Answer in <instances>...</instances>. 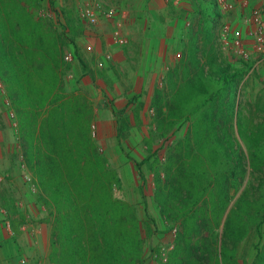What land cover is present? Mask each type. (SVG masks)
I'll list each match as a JSON object with an SVG mask.
<instances>
[{"label": "trees", "instance_id": "1", "mask_svg": "<svg viewBox=\"0 0 264 264\" xmlns=\"http://www.w3.org/2000/svg\"><path fill=\"white\" fill-rule=\"evenodd\" d=\"M35 1L38 0H0V75L7 83L21 129L26 123V113L19 112L17 105L26 110L24 99L40 101L45 108L48 100L64 102L65 98L62 94L65 60L60 47L48 39L44 23L32 11L31 4ZM214 2L217 5V0H201L193 9L201 15L203 25L198 30H189V45L181 64L169 73L170 93H159L154 99L156 131L151 133L148 155L143 160L134 158L126 148L125 126L118 120V142L135 163L142 179V196L145 198L147 180L144 165L151 163L156 173V198L161 214L167 222L181 223L182 230L166 264H196L202 250L200 245L209 255L210 264H238V245L252 226L260 233L264 223V185L256 201L242 194L231 208V192L240 190L243 168L222 118L227 114L230 120L231 114L237 115V79L250 72L255 61L243 58L238 68L231 71L219 59L213 41L214 19L219 14L213 8ZM50 4L54 8L55 0H50ZM199 39L203 40V47L198 44ZM37 53L42 60L39 64ZM75 55L88 70L78 46ZM37 77L46 81L44 85L36 81ZM165 108L168 110L164 111ZM182 121L191 122V128L180 145L181 150L178 149V157L162 161L158 154L164 144L159 147L155 144L161 137L169 140ZM248 130L244 125L239 128L251 157L264 159L261 131ZM26 153L35 176L33 182L36 185L37 179L43 190L40 198L55 209L53 255L58 251L57 242L64 249V260H55V264L144 261L140 220L133 210H128V203L115 195V186L121 185V178L106 165V158L90 134L85 113L64 103L53 107L29 135ZM4 205L8 208L7 202ZM146 213L152 233L155 219L148 209ZM221 228L225 239L219 242ZM262 255L264 259V252Z\"/></svg>", "mask_w": 264, "mask_h": 264}, {"label": "rangeland", "instance_id": "2", "mask_svg": "<svg viewBox=\"0 0 264 264\" xmlns=\"http://www.w3.org/2000/svg\"><path fill=\"white\" fill-rule=\"evenodd\" d=\"M149 1L154 12L150 10ZM199 1L95 0L99 9H116L115 17H103L96 25L82 15L87 0H55L54 8L50 0H38L31 4L36 17L44 23L48 39L60 47L64 57L67 68L63 74L62 94L65 98L62 100L64 102L55 103L50 99L45 108L40 106V101L33 103L32 100L24 99L26 110L17 105L19 112L26 113V123L21 129L6 114L0 93V137L10 141L12 152L9 174L1 183L10 189L6 210L12 218L14 231L28 233L33 240H37V248L43 250L38 264L63 261L64 249L57 242L58 251L53 255L52 213L55 209L40 198L43 190L37 179L35 189L25 179L24 173L33 175L26 146L29 135L47 118L48 111L62 103L86 114L90 134L99 152L106 158V165L121 178V185L115 186V195L126 201L128 210H133L140 220L144 261L139 264H166L169 261L178 233L182 230L181 223L167 222L163 218L156 198V173L151 163L144 165L147 180L144 185L145 198L142 196V179L135 163L126 156L118 142V120L122 121V127L125 126L126 148L134 158L143 160L148 155L151 133L156 131L157 109L154 99L159 93H170L169 73L181 64L189 45V30H198L203 25L201 15L193 11ZM260 3L262 0H248L245 5H238L235 10L227 12L214 2L213 8L219 14L214 19L213 41L219 59L229 65L231 71L236 70L243 59L234 46L235 39H240L242 47L251 53L248 60L256 59L254 41L248 35L242 16ZM198 44L203 47V40L199 39ZM77 46L88 70L75 55ZM69 54H72V59L67 58ZM199 57L204 63L202 53H199ZM36 59V64L42 61L39 53ZM36 81H40L41 86L46 82L38 77ZM28 93L35 97L31 90ZM236 93L237 115L231 114L230 120H227V114L222 118L223 127H228L233 145L242 158L240 190L231 192V208L242 194L256 201L259 189L264 185V159L254 160L251 157L239 131L243 125L250 132L261 131L264 141V81L257 70H251L237 79ZM133 97L135 99L130 102ZM190 128L191 122L182 121L178 129L170 134L169 140L160 138L155 147L164 144L158 154L162 161L178 157V149L181 150L180 145ZM33 178L35 181L34 175ZM146 209L155 219L152 233L147 226L150 219L146 216ZM255 228H250L237 247L238 264H264V259L260 257L264 252V223L260 233ZM219 235V242L225 239L222 228ZM200 246L202 250L198 252L196 264H210L209 255L204 253L203 245Z\"/></svg>", "mask_w": 264, "mask_h": 264}, {"label": "built area", "instance_id": "3", "mask_svg": "<svg viewBox=\"0 0 264 264\" xmlns=\"http://www.w3.org/2000/svg\"><path fill=\"white\" fill-rule=\"evenodd\" d=\"M218 4L223 11H233L238 5L246 4L248 0H217ZM116 9L106 8L99 9L95 0H87L83 9L82 15L86 17L91 24L96 25L102 17L113 18L115 17ZM243 24L247 27L249 37L254 41V52L256 53V59L252 70H257L260 77L264 81V2L254 5L247 13L242 16ZM234 46L239 50L240 55L244 59H249L250 54L242 46L240 39L234 40ZM67 58L72 59V54L67 55ZM0 93L3 97L4 106L7 109L10 118L17 126L19 124L18 116L15 108L13 107L12 99L9 96L8 88L5 81L0 76ZM26 181L32 184V188L35 189V183L33 182V175L30 172L24 173ZM1 211L6 214L5 221L8 226H12V218L7 212L5 207H1Z\"/></svg>", "mask_w": 264, "mask_h": 264}, {"label": "crops", "instance_id": "4", "mask_svg": "<svg viewBox=\"0 0 264 264\" xmlns=\"http://www.w3.org/2000/svg\"><path fill=\"white\" fill-rule=\"evenodd\" d=\"M148 4L150 6V1ZM150 10L154 12L152 6ZM11 158L10 141L0 137V264H38L43 250L37 248V240H33L28 233H16L13 226L7 225L6 214L1 211L10 194V189L1 182L9 174Z\"/></svg>", "mask_w": 264, "mask_h": 264}]
</instances>
